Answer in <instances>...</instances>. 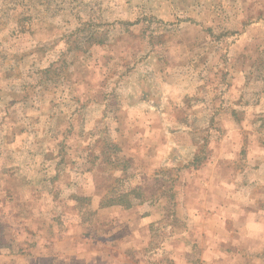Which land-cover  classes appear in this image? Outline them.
<instances>
[{"label": "rangeland", "instance_id": "obj_1", "mask_svg": "<svg viewBox=\"0 0 264 264\" xmlns=\"http://www.w3.org/2000/svg\"><path fill=\"white\" fill-rule=\"evenodd\" d=\"M231 239L264 264V0H0V264H205Z\"/></svg>", "mask_w": 264, "mask_h": 264}, {"label": "trees", "instance_id": "obj_2", "mask_svg": "<svg viewBox=\"0 0 264 264\" xmlns=\"http://www.w3.org/2000/svg\"><path fill=\"white\" fill-rule=\"evenodd\" d=\"M84 33V40L80 41V45H82V43H88V47H90L91 45L97 44H104L106 42L107 39V35L106 32L101 31V29L99 28V25L94 24L93 21H86L84 22L76 31H75V36H79L80 34ZM78 44V42H77ZM79 49H81L82 51V46L79 47ZM70 50V49H69ZM62 54H65L64 52ZM64 55H62V57L60 59H57L54 64L49 65L48 67L44 68L43 72L45 73V78L50 77L51 73L53 71H57L58 73H63L65 75L66 70L69 67V60L66 57H63ZM58 73H54V74H58ZM65 77V76H63ZM134 190H138L139 191V195L140 197L142 196L144 199V192L141 186H135L132 187V189L130 191H134ZM121 196V195H120ZM122 197V196H121ZM106 199V198H104ZM141 199V200H143ZM102 203L101 205L103 206L105 203L103 202V199L101 200ZM134 204V202H130L129 206H132Z\"/></svg>", "mask_w": 264, "mask_h": 264}, {"label": "crops", "instance_id": "obj_3", "mask_svg": "<svg viewBox=\"0 0 264 264\" xmlns=\"http://www.w3.org/2000/svg\"><path fill=\"white\" fill-rule=\"evenodd\" d=\"M178 165L177 166V170L180 169V168H185V169H181L180 173L181 172H184V170H195V166L194 164L190 163V162H187L186 160H184L182 157H179L178 159H176L175 162H172L170 164L171 165ZM227 164V163H225ZM200 167V166H199ZM199 170V169H197ZM190 175V174H189ZM207 176V174H205ZM197 177L198 179L202 178L203 176H200V174H197ZM213 179V177L211 178ZM209 183V182H208ZM227 185L226 183H224V186ZM186 197V195H185ZM137 209V207H130V210L131 211H135ZM233 241V239H231ZM235 241L237 240H234L232 243V245L230 246H226L227 250L230 251V250H235L234 252L230 251V253H227V255H225L224 253H219V252H214V254H211V255H208V257L206 258H202V261L205 263V264H234V262H236V259H234L235 254H237L238 250L240 249H243L241 246H239L240 244L236 243ZM187 249V248H186ZM191 257H188L185 250L184 249H181V250H177L176 251V256L174 257V261L176 264H188L189 263V260Z\"/></svg>", "mask_w": 264, "mask_h": 264}]
</instances>
